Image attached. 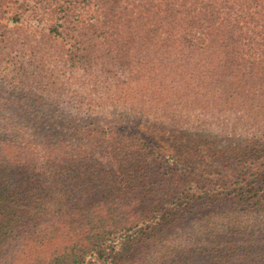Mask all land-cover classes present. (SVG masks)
Listing matches in <instances>:
<instances>
[{"label": "trees", "instance_id": "16d2710c", "mask_svg": "<svg viewBox=\"0 0 264 264\" xmlns=\"http://www.w3.org/2000/svg\"><path fill=\"white\" fill-rule=\"evenodd\" d=\"M68 2L0 23V264H264V0Z\"/></svg>", "mask_w": 264, "mask_h": 264}, {"label": "rangeland", "instance_id": "374dc122", "mask_svg": "<svg viewBox=\"0 0 264 264\" xmlns=\"http://www.w3.org/2000/svg\"><path fill=\"white\" fill-rule=\"evenodd\" d=\"M65 2V3H64ZM23 3H25L24 5H22ZM68 0H59L58 2H54L53 5H45V6H40L37 11L34 9V3L31 0H26V2H24L23 0H8V3H6L5 5L2 6V8H0V23H7L8 24V29L12 30L13 32H15L13 29L14 25L19 26L20 28H18L19 31H21L24 34H29L31 35V37L33 38V33L39 34L40 32H44V31H48L50 28L52 27H56L58 26V24L62 23L63 26L66 28V25L69 24L68 18L69 15H67V12L69 11V7H68ZM76 8L74 11V14L80 15L82 20L88 19L91 16H94L96 14V8L95 5H91V6H87V7H83L82 4L80 5H76ZM73 14V15H74ZM16 15L20 16V20H14V18L16 17ZM65 16H67V18H65ZM13 19V20H12ZM74 18L71 17L69 18V20H73ZM60 44V43H59ZM59 44H57V46L54 48L50 47V52L53 53L55 59L59 60V59H63V53H62V49L61 46H59ZM67 47H69V44L67 45ZM25 49V48H24ZM21 58H27V57H21ZM84 76L79 77L77 74L78 79H80L81 81L84 80L83 78ZM79 83V82H78ZM76 86H78L79 88L85 90L86 87L84 86L83 83H79V84H75ZM62 100V99H61ZM63 101V100H62ZM70 101V105H75V103H73L72 100ZM75 101V100H74ZM95 102H103L102 100H95ZM50 103L54 104L55 103V99L50 100ZM107 117V119H105V122L108 121V123L110 125L115 124L116 122H119V124H123L129 121L131 126H135L136 131H143L147 136H149L150 138H152L154 143H160V145L162 146H166L168 147L170 144L173 143V140L168 139V136L170 135V132L167 130L168 127L162 125V124H155L152 123L151 121H147L146 119H125L124 121H120L117 120L116 118L111 117ZM131 128V127H130ZM163 130L166 131V133H164V135L160 134L159 132ZM126 137H129L128 134H130V130L128 129L127 132H124ZM123 133V134H124ZM162 135V136H161ZM247 134L244 133L243 139L248 140L249 136H247ZM217 140L219 141V138H217ZM232 139L230 138H226V142H230ZM138 141H142L141 139H138ZM241 142H243L240 139ZM227 144V143H226ZM173 146H170V150L168 148H165L166 150H168V153H172V155H178L180 153L179 150H171L173 149ZM193 151L196 150V153L198 154V150H197V146H193L191 148ZM156 151L159 153L163 152V149L159 146L156 148ZM164 155V154H163ZM158 155L155 156H151V157H155L154 162L158 161L162 162V158ZM164 159V158H163ZM216 157L213 156V153H211L209 155V158H207V160L203 163V167H208V169H210L209 165H212L215 161ZM163 163V168L161 169H166L168 164ZM201 166V164H199ZM213 176V175H211ZM214 177V176H213ZM144 179L138 178L135 181V186H139V185H143L141 186V190L143 193V189H147V191L150 193L149 197H161L162 198V192H165L164 188H158V190H155L154 187L150 182L149 179H146V182L143 183ZM148 183V184H146ZM150 183V185H149ZM154 189V190H153ZM137 190V188H136ZM149 203H152V201H149Z\"/></svg>", "mask_w": 264, "mask_h": 264}]
</instances>
